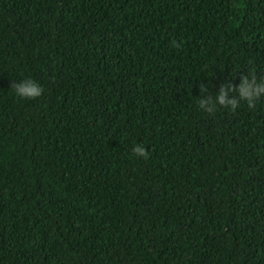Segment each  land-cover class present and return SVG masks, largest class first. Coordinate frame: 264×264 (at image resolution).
<instances>
[{
    "label": "trees",
    "instance_id": "obj_1",
    "mask_svg": "<svg viewBox=\"0 0 264 264\" xmlns=\"http://www.w3.org/2000/svg\"><path fill=\"white\" fill-rule=\"evenodd\" d=\"M251 71L264 0H0V264H264Z\"/></svg>",
    "mask_w": 264,
    "mask_h": 264
},
{
    "label": "clouds",
    "instance_id": "obj_2",
    "mask_svg": "<svg viewBox=\"0 0 264 264\" xmlns=\"http://www.w3.org/2000/svg\"><path fill=\"white\" fill-rule=\"evenodd\" d=\"M174 46L179 47L180 45L174 44ZM12 89L15 90L17 96L24 99H36L43 94L42 86L32 79L15 83ZM201 91L205 92L206 90L201 89ZM233 92L237 93V95H231ZM261 97H264V78L258 80L255 71H251L249 75L243 77L238 88L231 84L225 85L215 97L205 99L202 96L198 104L199 108L204 112L214 114L218 105L235 111L239 107L240 101H245L250 109L255 108L256 102ZM133 153L145 159L149 156L143 145H136Z\"/></svg>",
    "mask_w": 264,
    "mask_h": 264
}]
</instances>
